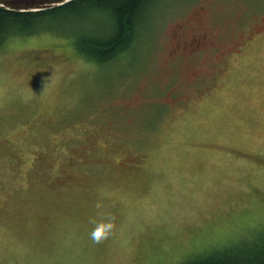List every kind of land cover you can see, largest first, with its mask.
<instances>
[{"label": "rangeland", "instance_id": "rangeland-1", "mask_svg": "<svg viewBox=\"0 0 264 264\" xmlns=\"http://www.w3.org/2000/svg\"><path fill=\"white\" fill-rule=\"evenodd\" d=\"M31 32L0 47V264H188L264 244V0L161 2L112 59L81 52L68 23Z\"/></svg>", "mask_w": 264, "mask_h": 264}, {"label": "trees", "instance_id": "trees-1", "mask_svg": "<svg viewBox=\"0 0 264 264\" xmlns=\"http://www.w3.org/2000/svg\"><path fill=\"white\" fill-rule=\"evenodd\" d=\"M167 1L72 0L40 11L0 7V47L9 37L32 33L34 27L60 29L68 23L76 31L75 42L81 52L93 59H112L128 50L136 32H142L143 23L151 19L154 9ZM188 264H264V244L211 254Z\"/></svg>", "mask_w": 264, "mask_h": 264}, {"label": "water", "instance_id": "water-1", "mask_svg": "<svg viewBox=\"0 0 264 264\" xmlns=\"http://www.w3.org/2000/svg\"><path fill=\"white\" fill-rule=\"evenodd\" d=\"M72 0H0V7L12 11H40L61 6Z\"/></svg>", "mask_w": 264, "mask_h": 264}, {"label": "flooded vegetation", "instance_id": "flooded-vegetation-1", "mask_svg": "<svg viewBox=\"0 0 264 264\" xmlns=\"http://www.w3.org/2000/svg\"><path fill=\"white\" fill-rule=\"evenodd\" d=\"M209 41L208 33L200 32L196 33L192 38L186 39L181 44H179L175 51H182V49H188L192 51H197L201 49Z\"/></svg>", "mask_w": 264, "mask_h": 264}, {"label": "clouds", "instance_id": "clouds-1", "mask_svg": "<svg viewBox=\"0 0 264 264\" xmlns=\"http://www.w3.org/2000/svg\"><path fill=\"white\" fill-rule=\"evenodd\" d=\"M112 228L113 224L110 219L102 220L96 223V227L91 231L90 236L94 241L99 242L110 235Z\"/></svg>", "mask_w": 264, "mask_h": 264}]
</instances>
